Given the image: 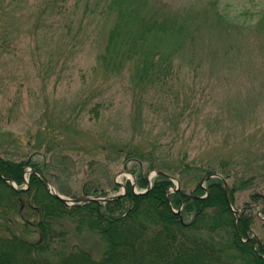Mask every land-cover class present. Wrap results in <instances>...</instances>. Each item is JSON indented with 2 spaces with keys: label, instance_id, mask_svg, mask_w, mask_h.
Segmentation results:
<instances>
[{
  "label": "rangeland",
  "instance_id": "1",
  "mask_svg": "<svg viewBox=\"0 0 264 264\" xmlns=\"http://www.w3.org/2000/svg\"><path fill=\"white\" fill-rule=\"evenodd\" d=\"M119 1L0 0V155L45 163L65 196L110 197L133 185L127 140L156 149L158 165L191 191L196 176L181 172L188 150L229 175L230 188L246 185L234 209L252 205L264 240V204L251 198L264 194V0ZM121 19H139V33L151 25L149 51L178 55L179 100L192 101L185 122L130 68L105 72L101 53ZM170 21L183 32L154 26Z\"/></svg>",
  "mask_w": 264,
  "mask_h": 264
},
{
  "label": "trees",
  "instance_id": "2",
  "mask_svg": "<svg viewBox=\"0 0 264 264\" xmlns=\"http://www.w3.org/2000/svg\"><path fill=\"white\" fill-rule=\"evenodd\" d=\"M81 1L76 0L77 5ZM138 20L117 22L101 53L102 67L117 75L130 68L142 91L154 86L160 100L165 99L169 109L174 105L185 122L192 101L179 100L177 82L182 68L176 62L178 55L149 51L146 40L151 25L139 33ZM154 26L183 32L171 21ZM190 39L193 49L196 46ZM122 145L128 147L124 151L126 170L134 174L138 187L148 188L150 171L161 173L146 193L134 192L127 181L128 193L106 203L68 205L49 191L36 172L29 175V189L17 190L4 178L21 187L28 167L51 179L48 167L31 158L14 160L0 155V264H264V240L254 234L252 205L247 203L238 214L232 209L234 190L245 184H235L227 193L224 179L215 174L225 179L229 175L211 163H196L197 156L190 159L185 150L181 172L194 173L195 186L191 191L171 190L174 182L169 175L173 174L167 166L158 165L156 149L148 151L132 139ZM130 162L137 167H127ZM143 162L149 164L146 169ZM208 175L212 176L206 179ZM97 191L89 188L85 192L95 195ZM251 198L264 204L261 192H253ZM89 241L95 247L103 243V251L98 252Z\"/></svg>",
  "mask_w": 264,
  "mask_h": 264
},
{
  "label": "water",
  "instance_id": "3",
  "mask_svg": "<svg viewBox=\"0 0 264 264\" xmlns=\"http://www.w3.org/2000/svg\"><path fill=\"white\" fill-rule=\"evenodd\" d=\"M157 173H161V171H157ZM218 176H221V175H218ZM41 177L43 178V180L49 185H50V182H49V179L45 176V175H41ZM222 177V176H221ZM171 179H176L178 180L176 177L174 176H170ZM223 178V177H222ZM179 181V180H178ZM135 184V183H134ZM179 186H180V182H179ZM226 192H228V183L226 182ZM125 193L123 194H119V195H115V196H111V197H108V198H97V197H91V196H84V197H79V198H76V199H73V198H68L66 196H63L61 194H59L58 192H55V196L60 198L62 201L64 202H67V203H70V204H75V203H83V202H90V201H98V202H107V201H110V200H114V199H118L120 198L121 196H123Z\"/></svg>",
  "mask_w": 264,
  "mask_h": 264
}]
</instances>
